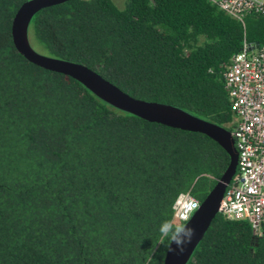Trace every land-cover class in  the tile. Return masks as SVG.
<instances>
[{
	"label": "trees",
	"instance_id": "16d2710c",
	"mask_svg": "<svg viewBox=\"0 0 264 264\" xmlns=\"http://www.w3.org/2000/svg\"><path fill=\"white\" fill-rule=\"evenodd\" d=\"M27 1L0 0V264H163L159 225L180 194L204 200L228 154L28 62L11 36ZM28 37L135 99L230 132L223 75L244 43L264 46V14L240 23L208 0H70L37 12ZM187 264H264V232L218 213Z\"/></svg>",
	"mask_w": 264,
	"mask_h": 264
},
{
	"label": "built area",
	"instance_id": "2783aa9c",
	"mask_svg": "<svg viewBox=\"0 0 264 264\" xmlns=\"http://www.w3.org/2000/svg\"><path fill=\"white\" fill-rule=\"evenodd\" d=\"M208 1L240 23L249 14H264V0ZM223 76L234 115L230 133L237 164L218 213L229 221L248 222L253 234L260 236L264 232V46L244 43ZM191 199L188 193L180 194L173 214L181 215Z\"/></svg>",
	"mask_w": 264,
	"mask_h": 264
},
{
	"label": "water",
	"instance_id": "95a60500",
	"mask_svg": "<svg viewBox=\"0 0 264 264\" xmlns=\"http://www.w3.org/2000/svg\"><path fill=\"white\" fill-rule=\"evenodd\" d=\"M68 1L70 0H29L20 6L12 20L11 36L13 45L21 56L39 68L78 81L99 99L120 111L152 124L203 134L216 142L229 156V164L226 170L204 200L200 202V208L192 215L188 223V227L194 230L191 242L185 245L182 254H175L166 250L163 264H187L217 216L225 189L235 173L237 151L231 133L223 127L197 118L180 108L135 99L84 65L48 57L36 52L31 47L28 37L31 19L42 9ZM172 247L175 248V244Z\"/></svg>",
	"mask_w": 264,
	"mask_h": 264
},
{
	"label": "clouds",
	"instance_id": "9594fccd",
	"mask_svg": "<svg viewBox=\"0 0 264 264\" xmlns=\"http://www.w3.org/2000/svg\"><path fill=\"white\" fill-rule=\"evenodd\" d=\"M200 204L194 198L187 203L186 207L181 210V215L173 214V217L164 220L158 227L160 240L153 247L152 252L155 255L157 246L167 243V250L175 254H182L185 250V245L191 242L194 236V230L188 227V223L192 215L198 211ZM175 244V248L172 245Z\"/></svg>",
	"mask_w": 264,
	"mask_h": 264
},
{
	"label": "rangeland",
	"instance_id": "374dc122",
	"mask_svg": "<svg viewBox=\"0 0 264 264\" xmlns=\"http://www.w3.org/2000/svg\"><path fill=\"white\" fill-rule=\"evenodd\" d=\"M115 2V4L118 6V7H122L123 6V1L124 0H113Z\"/></svg>",
	"mask_w": 264,
	"mask_h": 264
}]
</instances>
